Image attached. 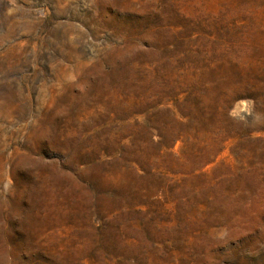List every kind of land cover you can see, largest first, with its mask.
<instances>
[{"label":"rangeland","instance_id":"374dc122","mask_svg":"<svg viewBox=\"0 0 264 264\" xmlns=\"http://www.w3.org/2000/svg\"><path fill=\"white\" fill-rule=\"evenodd\" d=\"M0 264H264V0H0Z\"/></svg>","mask_w":264,"mask_h":264}]
</instances>
